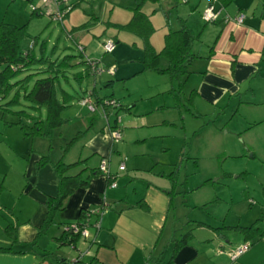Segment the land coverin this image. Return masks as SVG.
I'll use <instances>...</instances> for the list:
<instances>
[{
  "label": "rangeland",
  "instance_id": "obj_1",
  "mask_svg": "<svg viewBox=\"0 0 264 264\" xmlns=\"http://www.w3.org/2000/svg\"><path fill=\"white\" fill-rule=\"evenodd\" d=\"M51 1L0 0V20L18 26L26 24L28 33L38 36L34 46L37 56L43 40L46 54L53 59L72 55L74 66L67 69L68 81L61 83L67 92L84 95L95 89L99 97L113 96L118 100L116 114L115 108H109V122L114 124L117 119L121 138L113 143L110 163L116 178L107 188H116L125 205L141 198L154 205L155 223L158 221L159 227L150 249L152 255L166 260L175 239L189 230L197 236L205 229L197 228V222H205L219 235H227L231 244L235 243V237L242 235L223 226H250L256 222L264 227V75L250 77L242 83L240 94L227 96L218 105H196L195 95L190 94L191 80L183 76L181 81L185 82L178 93V80L146 68L141 39L111 24H126L133 9L139 6L150 15L154 28L150 41L159 51L155 48V39L158 37L164 44V35L169 28H179L180 19L196 17L199 33L202 26L211 24L198 12L200 0H178L177 3L174 0H72L79 2L70 13H74L77 24L85 22L87 27L71 32L67 31L70 27L65 22L64 29L63 21L51 20L48 14V8L53 9ZM31 5L45 7V14L32 16ZM109 36L114 38L117 47L113 52H106L103 47ZM203 36L209 37L207 33ZM199 39L194 43L196 52L202 51ZM31 42V37L24 38L22 49L29 48ZM79 47L84 57L97 61L100 68L113 69L116 74L102 72L80 81L75 79V73L85 71L84 64L80 63ZM38 69L41 67L37 65L24 70L13 81L34 74L27 85L30 87L36 78L44 76ZM13 94L14 91L0 101V181L5 180L7 188L16 192L23 184L27 164L16 149L19 142H34L33 138L23 137L17 124L6 123L18 120L4 110V103ZM7 108L38 114L22 98L20 104ZM40 114L44 117V108ZM95 114L97 120L92 127L87 119ZM64 116L68 122L54 133L51 150L57 153L59 148L66 162L83 160L82 166L73 167L78 170L85 165L97 167V153L80 151L86 134H94L105 126L101 106L93 114L74 97ZM109 136L106 127L102 135L104 143L109 142ZM120 161L125 164L122 170L118 169ZM99 176L106 178V173L101 172ZM3 192L4 200L10 193Z\"/></svg>",
  "mask_w": 264,
  "mask_h": 264
},
{
  "label": "crops",
  "instance_id": "obj_2",
  "mask_svg": "<svg viewBox=\"0 0 264 264\" xmlns=\"http://www.w3.org/2000/svg\"><path fill=\"white\" fill-rule=\"evenodd\" d=\"M177 1L174 0L175 3ZM51 2L53 9L48 8L50 17L57 9L56 4ZM207 4V0L199 1L200 16ZM32 6L39 8L34 5H31V8ZM213 6L215 11L219 10L217 19L207 22L211 23L207 26H202L200 33L197 30L198 19L190 18L191 15L186 17V23L191 32L201 39L204 37V40L199 39L202 51H198L200 57L196 59L197 61L195 60L197 63L191 73L194 76H188V80H191V90H196L195 104L201 106L218 105L227 96L240 94L242 83L250 77L264 75V0H232L224 6L219 0H215ZM40 8L41 15L45 14V7ZM240 14L243 15L241 23L232 20V17ZM226 16H230L231 19L225 20ZM64 22L70 27L67 30L69 32L75 31V27L83 24L75 22L73 12H69L64 17L62 26L65 29ZM204 33H207L209 37L203 36ZM162 47L163 41L160 42L157 37L155 48L160 51ZM166 65L167 60L161 57L160 66L166 67ZM115 74L116 72L113 73ZM57 96L61 99L59 92ZM109 108H115V114L117 113V107L114 106L102 109L103 118L106 120L104 128L107 123L109 127L118 124L117 119L114 124H110ZM92 113L94 114L95 111ZM93 117L91 125L89 120ZM96 120V114L90 115L87 123L93 127ZM104 128L102 127L94 134H86L82 141L83 149L80 152L82 153L85 149L89 153H97L99 163L105 158L112 174L110 161L115 141L109 136V142L104 143L102 139ZM34 138L32 144L24 143L25 141L19 142V147L16 149L27 161L21 188L14 192L12 188H7L5 180L0 181V247H10L9 251L0 250V264H71L75 260L79 261L77 264H142L147 256L159 257L163 264H169L172 251L166 260L160 256H153L150 251L159 227L158 221L155 223L154 205L142 198L125 205L120 192L116 188L108 189L107 179L99 176L100 173L91 179L86 188L77 189L67 198L64 209L57 212L53 224L38 234V229L46 216L44 201L47 196L57 194L58 181L49 163L37 167L36 162L45 154H49L52 161L63 157L66 162V159L58 147L57 153L51 150L54 139L51 138V141L48 138L40 139L44 137ZM58 143L59 147H62L60 141ZM67 163L71 162L67 161ZM79 170L71 168L68 174H74ZM3 191L10 193V196L4 200L2 199ZM141 201H145L147 207L140 206ZM103 206H105L104 209H102ZM89 211H100L98 229L93 227L97 216L87 215ZM262 214H264V207H262ZM77 222L88 223L87 235L79 236L70 242L69 240L71 238L73 240L74 237L65 232V226ZM201 223L203 224H199L197 228L202 227L206 231L203 229L197 236L193 234L177 251L171 264H264V239L254 240L246 252L232 259L230 252L246 241L244 236L241 234L242 237H235V243L231 244L227 235H219L212 226L205 222ZM257 226L264 230V227L259 226L258 223Z\"/></svg>",
  "mask_w": 264,
  "mask_h": 264
},
{
  "label": "trees",
  "instance_id": "obj_3",
  "mask_svg": "<svg viewBox=\"0 0 264 264\" xmlns=\"http://www.w3.org/2000/svg\"><path fill=\"white\" fill-rule=\"evenodd\" d=\"M25 1L30 2L31 0ZM149 1L157 2L159 0ZM219 1L222 6H224L232 0ZM78 2L79 1L71 2V10L78 4ZM41 12L42 9L40 7H34L31 9L32 15H41ZM111 24L118 29L130 31L139 37L141 39V47L144 54L142 61L146 68L161 75H168L170 79L178 80L179 88L176 89V91L181 93L183 83L185 82V80L184 82L181 81V78L186 76L187 80L188 76L193 73V70L190 69L192 63L200 57L199 53L194 50V43L199 37L191 32L186 20L180 19L179 28L175 30L168 29L167 33L164 35V44L160 51H156L150 41V36L154 30L150 15L144 13L139 6L133 9L131 19L126 24ZM26 26V24L18 26L5 21L0 22V101L14 91L11 98L4 103V107H6L4 110L17 116L18 120L15 122L6 121V123L17 124L25 138L31 139L34 137H44L51 139L56 130L68 122V118L64 116V112L73 98L77 97L79 101V99L87 95L88 92L84 95H74L62 88V81H68L66 74L68 67L74 66L71 60L72 55H65L62 59H53L46 54V41L43 40L39 46L40 54L37 56L35 54L34 46L37 45L38 36L32 37L28 33ZM86 27V23H83L78 27H75V29L80 30ZM27 37L32 38L31 44L34 45H31L24 50L21 47V42ZM79 56L81 58L80 63H83L85 66V71H80L74 74L73 77L78 81L83 77L93 74L90 64L87 62L88 60L84 58L82 52ZM161 56H164L167 60L166 67L160 66ZM37 65L41 67V70H39V68L38 72H43L44 76L36 78L33 81L32 86L29 87L27 85L33 78L34 74L26 75L23 80L13 81V78L16 75ZM20 88L23 90H20ZM195 91V89L190 91L191 96ZM58 92L61 94V99L57 96ZM89 93L96 109L99 106H101L102 109L107 108L108 106L104 104V101L106 99H113L111 96H97L95 89L90 90ZM21 98L27 103V107L38 111V114H29L24 109L14 111L7 108L20 104ZM115 101L117 102V100ZM114 107L118 108V106ZM42 108L45 110L44 117L40 114ZM93 120L94 117L89 120L91 125L93 124V122H91ZM51 147L52 145L50 148ZM46 163L51 165L57 176V194L55 196H47L44 201L46 216L38 229V234L44 232L51 224H53L57 212L64 209L67 198H69L77 189L86 188L91 179L101 173L99 166L91 168L84 166L78 172L68 174V171L71 168L80 166L85 162L78 159L72 163H67L63 157L52 161L49 154L42 155L36 162V165L37 167H41ZM85 172L87 173L85 174ZM115 178L116 175L111 174L109 171L108 175L106 174L107 186L112 185ZM139 205L147 207L145 201L139 202ZM105 206H103L102 209H104ZM82 214L84 215V212H82ZM95 215L99 217L100 211ZM197 223L203 224L201 222ZM76 224H82V222H77ZM223 227L239 231L244 236L245 240H250L251 243H253L254 240L264 239V230H261L257 226V223H252L250 226H241L237 224L235 226ZM8 232L10 233V231ZM11 235H14V233ZM192 235V230H189L187 233L182 234L180 239L174 240L171 257L168 261L169 264L173 263V258L177 251L187 243ZM73 237V240L72 238L69 240L70 242L78 238L79 235L75 234ZM13 239L16 240L14 236ZM0 250L9 251L10 247H0ZM78 262L79 261L75 260L71 264H77ZM163 263L164 262L159 257L154 258L152 256H147L142 264Z\"/></svg>",
  "mask_w": 264,
  "mask_h": 264
},
{
  "label": "built area",
  "instance_id": "obj_4",
  "mask_svg": "<svg viewBox=\"0 0 264 264\" xmlns=\"http://www.w3.org/2000/svg\"><path fill=\"white\" fill-rule=\"evenodd\" d=\"M44 2L46 0H43ZM54 2V4H56L57 9L56 12L52 15L51 20L58 22V23H62L64 17L67 15V13L71 10V0H52ZM208 4L207 6L203 9L202 13H201V18L205 21V22H213L217 19V16L219 14V10L215 11L214 10V6L213 3L215 2V0H207ZM62 6L61 8L58 6ZM32 8H34L32 6ZM231 19L230 16H226L225 20H229ZM232 20H234L237 23H241L243 21V15H237L235 17H232ZM103 47L105 49L106 52H112L115 48V41L113 38H107L104 42H103ZM80 51H82L83 53V49L82 47H79ZM84 56V54H83ZM85 59H87L90 64L91 70L93 72V74H97V73H102V72H108L110 74H113V69H109V68H100L98 67V63L97 61H91L90 59L84 57ZM79 102L82 106H85L89 111L94 112L96 110L95 105L93 104L91 97H90V93L88 92L87 95L83 96L81 99H79ZM104 104L107 106H117L118 103L112 99H106L104 101ZM106 127L109 130V134L111 136V139L113 141H118L121 138L120 135V126L116 123L113 127H109V124L107 123ZM124 162H120L119 164V170H122L124 168ZM99 170L101 172H104L108 175L109 173V168H108V162L105 158H103L100 163H99ZM113 185V184H112ZM99 211H89L87 213V215H92V214H96ZM87 226L88 223L84 222L82 224H76V223H71L65 226V231L68 234H71L72 236H74L75 234L85 237L87 235ZM95 226L97 227V229L99 228V217L97 216V221L95 223ZM251 246V242L250 241H244L243 243H241L239 246H237L233 251L230 252L231 258L235 259L238 256H240L242 253L246 252Z\"/></svg>",
  "mask_w": 264,
  "mask_h": 264
}]
</instances>
